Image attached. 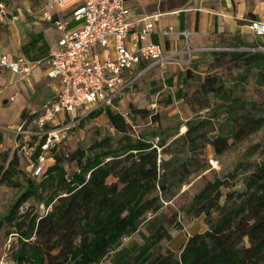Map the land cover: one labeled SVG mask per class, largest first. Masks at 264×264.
<instances>
[{
	"label": "trees",
	"instance_id": "trees-1",
	"mask_svg": "<svg viewBox=\"0 0 264 264\" xmlns=\"http://www.w3.org/2000/svg\"><path fill=\"white\" fill-rule=\"evenodd\" d=\"M212 56L219 66L228 59L237 67L243 74L237 79L253 75L264 92V53ZM147 68L143 65L140 72ZM186 79L193 81L192 70ZM191 96L184 93L183 99L198 119L186 123L184 135L175 132L173 141L163 138L160 152L133 124L136 119L158 124L159 115L133 105L127 113L115 112L117 99L85 118L105 116L114 135L87 148L78 146L68 156L77 169L72 175L64 166L62 147L39 178L21 170L23 161L30 166L37 159L39 149L32 161L18 150L10 161L7 153L2 154L0 194L2 187L20 191L0 220L5 237L16 238L12 263L102 264L122 247L123 239L132 238L148 223V215L163 209L164 199L174 197V191L206 169L207 147L220 158L264 130V98L249 101L236 96L235 89L225 87L218 77H207L193 93L194 100ZM211 98L219 101L213 108ZM161 104L172 105V97ZM207 110L209 117L202 119L199 114ZM221 117L225 120L220 122ZM258 154L259 159L252 161ZM241 178L245 191H234ZM223 189L229 192L224 195ZM26 204L31 209L21 213ZM32 205L51 210L40 216ZM184 213L190 219L204 216L208 230L189 237L178 255L161 253L162 244L173 239L171 232L184 229L175 214L123 264H264V144L249 148L233 173L207 183Z\"/></svg>",
	"mask_w": 264,
	"mask_h": 264
},
{
	"label": "built area",
	"instance_id": "built-area-1",
	"mask_svg": "<svg viewBox=\"0 0 264 264\" xmlns=\"http://www.w3.org/2000/svg\"><path fill=\"white\" fill-rule=\"evenodd\" d=\"M42 8L41 20L53 24L61 34L56 47L43 59L12 60L8 55H0V69H7L15 76L29 77L46 64V76L62 81L57 95L29 121L36 130H28L26 125L15 130L20 155L32 161L40 150L29 166L35 178L54 164L53 153L68 142L80 121L101 107L112 106L134 85L144 73L139 72L140 67L149 64L165 67L186 56V53L168 55L154 44L152 37L159 16L134 20L125 0H45ZM68 9L72 20L80 24L75 29H69L62 16ZM7 14L6 4L0 2V25ZM250 29L264 36V25L260 23H252ZM173 34L171 28L163 32L164 36ZM183 36L188 39L190 33ZM187 53L191 58L193 53ZM62 116L64 121L55 124ZM156 142L158 138L152 143L160 152Z\"/></svg>",
	"mask_w": 264,
	"mask_h": 264
},
{
	"label": "crops",
	"instance_id": "crops-1",
	"mask_svg": "<svg viewBox=\"0 0 264 264\" xmlns=\"http://www.w3.org/2000/svg\"><path fill=\"white\" fill-rule=\"evenodd\" d=\"M125 1L131 8L134 20L159 16L152 41L161 46L168 55L190 51L193 53L192 59H198L200 53H264V36H258L250 29L252 23L264 25V0ZM0 2H4L8 8V14L0 25V55H8L12 60L45 58L61 38L53 24L41 20L45 0ZM62 16L68 22L69 29L79 26L70 28L73 21L71 9L63 11ZM143 26L144 23L141 28ZM170 28L174 34L164 36L163 32ZM184 33H190L188 39L184 38ZM147 66L144 72L152 68L150 64ZM167 66L178 65L169 63L165 68H168ZM46 70L47 66L43 64L31 76L25 78L15 76L7 69H0V165L3 164L2 154L7 153L10 161L17 150L15 130L26 125L28 130L35 131L36 128L31 126L29 121L41 113L44 106L61 89L62 81L49 79ZM197 75H193V82L201 85L205 79L197 82ZM172 81L174 82V79ZM188 84L186 81L185 86ZM179 95L180 101L184 102V91L181 90ZM172 99L173 104L167 108L174 106L176 97ZM161 101L156 98L155 103L163 105ZM130 105L135 106V102H130L129 107ZM60 121H64L63 116L59 117L55 124ZM141 231L142 229L136 235ZM174 232L180 235L184 231L173 230L171 243L176 239ZM188 238L182 242L179 254ZM171 252L176 253L173 250Z\"/></svg>",
	"mask_w": 264,
	"mask_h": 264
},
{
	"label": "rangeland",
	"instance_id": "rangeland-1",
	"mask_svg": "<svg viewBox=\"0 0 264 264\" xmlns=\"http://www.w3.org/2000/svg\"><path fill=\"white\" fill-rule=\"evenodd\" d=\"M77 25L80 24L72 21L70 23V28ZM178 58L177 62L179 63H175V65L178 66H171L172 68L169 66H167L168 68L152 66V68H149V70L139 77L134 86L126 90L124 95L119 98L120 103L117 105L116 109H114V111L118 113H127L129 110V103L134 101L135 106L139 109H148L154 113V115L158 114L160 117L158 124L152 123L150 119H136V121L133 122V124L137 126L139 133H146L150 136L152 141L158 138V142H156L157 145H159L163 138L170 137L169 142L173 141L175 139V137H173L175 132H178V137L184 135L187 131L186 123L198 119L195 112L191 110L186 103L180 101L179 92L181 90L184 91V93H188L189 96L192 95L191 100H194L193 93L200 86V84L193 81L185 86L187 81L185 75L189 68L193 70V75L198 74L197 82L207 77H218L222 79L225 87L235 89L236 96H242L249 101L264 98L263 89L257 87L255 84V77L249 74L245 81L240 78L237 79L238 76L241 77L240 75L243 74H240L237 67L229 62L228 59L223 62V65L219 66L212 56V53H200L198 59H192V57H189V53H186L185 58H182L183 62L181 61V57ZM137 73L138 71L136 72V76H138ZM172 79H174V82ZM169 97H176L175 104L171 108L160 105V103H155L156 98L159 101H166ZM218 102V100L211 98L210 107H215ZM85 110L87 113L90 112L88 108ZM79 113L80 110H78V115ZM199 115L202 119H207L210 114L207 110L201 112ZM223 120H225V118L221 117L220 122ZM109 135H114V132L105 116L91 121L86 119L80 121L78 126L72 131L68 142L62 146L60 151V154L64 157V166L69 175L75 173L77 169L75 163L72 162L68 156H71L78 146L81 145L83 148L90 147L95 140L102 139ZM261 143L264 144V130L250 137L248 140L234 145L228 153L220 158L215 156L211 147H207L205 158L208 161V166L206 169L201 173L194 174L185 185L174 191V197L171 198V196H168L167 199H164L163 209L157 215H148V223L141 228L142 231L140 234L132 238L123 239L122 247L111 256L116 255L111 260L108 259L109 261L107 260L104 264H122L128 256L133 254L145 243V238L154 233L159 226L165 224L166 221L175 214L178 216L184 228V232L180 235L174 232V236L176 237L174 243H163L160 252L165 254L167 251L173 250L176 252L175 254L178 255L182 242L189 236L204 233L208 230L204 216L198 219H190L186 217L184 213V210L191 204L194 196L197 195L207 183L213 182L217 178H225L228 174L233 173L237 166L243 162L247 150ZM258 157L259 154L256 155L252 161L258 160ZM21 170L25 171L29 177H31L32 174L30 173V167L27 161L22 162ZM222 191L224 195L229 192L228 189H223ZM234 191H245L242 178L237 181ZM19 194L20 191L8 189L7 187L1 188L0 220L7 214ZM224 202L225 199L222 200V204H224ZM30 209L31 205L26 204L22 208L21 213H25ZM47 210L48 209H46L44 205L34 206L35 213H38L40 216L45 215ZM215 216L216 215H214V217ZM15 247L16 238H6L5 230H0V264H13L11 255Z\"/></svg>",
	"mask_w": 264,
	"mask_h": 264
}]
</instances>
